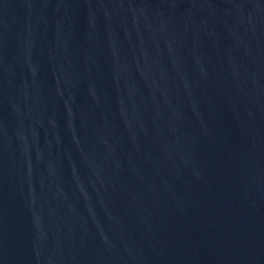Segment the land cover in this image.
Returning a JSON list of instances; mask_svg holds the SVG:
<instances>
[{"label": "water", "instance_id": "water-1", "mask_svg": "<svg viewBox=\"0 0 264 264\" xmlns=\"http://www.w3.org/2000/svg\"><path fill=\"white\" fill-rule=\"evenodd\" d=\"M0 264H264V0H0Z\"/></svg>", "mask_w": 264, "mask_h": 264}]
</instances>
